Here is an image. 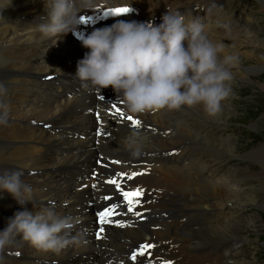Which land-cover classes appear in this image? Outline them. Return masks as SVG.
<instances>
[{
  "label": "bare ground",
  "instance_id": "bare-ground-1",
  "mask_svg": "<svg viewBox=\"0 0 264 264\" xmlns=\"http://www.w3.org/2000/svg\"><path fill=\"white\" fill-rule=\"evenodd\" d=\"M259 1L264 6V0ZM212 3L215 4L212 8L213 12L217 11L220 14L223 10L221 9L222 0H96L95 7L96 10H100V15H104L105 9L115 7L130 9L123 14L112 13L109 20L98 26L101 27L111 24L115 19L152 20L158 23L160 15L165 10L178 11L187 20L193 13H199L204 9L208 11ZM43 12L44 0H0V83L6 86L7 91L9 84L5 82V79L16 81L12 92H6L0 97V102L8 110L6 123L0 124V172L19 170L21 180L32 187L31 202H25L24 205L17 204L6 192L0 196V229L5 226L6 218L16 210L26 208L35 212L47 206L54 207L59 215H71L75 218V224L69 230L70 242L59 251L35 248L17 236L12 244L0 249V262L4 264H29L30 262L34 264H105L107 260H110V264H161V261H171V264H234L232 258L227 256L230 254L231 242L226 240L209 244L197 237L198 233L208 228L227 231V226L231 225V222H225L226 218H222L224 222L221 221L222 223L212 226L214 224L208 222L213 221L215 216L207 217L210 211L225 205L226 186L214 185L213 191L207 194L204 202L192 200L194 191L198 193L200 190L195 189L194 186L190 187L192 186L191 175L202 172L206 166L202 163L204 156L199 157V166L195 162V148L196 146L204 148L209 139L205 136L203 138L193 136L203 142V144L196 143V139L191 137V132L187 129L188 122H185L189 118H184L181 113H175L174 116L168 109L130 113L122 100L118 104L106 100L109 93L113 91L103 94L82 92L68 96L65 84L68 80L75 79L68 73L75 72V55L81 45L80 42L71 38L69 33L58 39L44 36L38 29V25L44 22ZM214 24L207 29V26L201 23L204 31L210 30L206 35L209 39L213 38L211 41L214 44L219 39L228 44L230 42L232 45L238 44L236 40L240 38L238 31L231 30L232 28L228 25L215 30ZM13 28L20 29L18 32L21 37L17 40H14L17 32ZM3 39L9 42H3ZM230 39L231 41H228ZM16 43L22 44L16 46ZM31 43L35 44L37 49L34 46L29 47ZM233 48L236 49V46ZM219 55L221 57L237 56L235 65L240 66L238 62L241 53L221 48ZM36 56H39V59H31ZM68 57H71V61L66 59ZM248 57L252 62L258 63L260 69H264V51L258 58L252 57L251 54ZM249 72L251 74L248 71L244 74L246 81H250V75H254L251 69ZM50 76H55V79L46 81L45 79ZM72 83L76 84L75 81ZM35 89L40 91L37 92ZM107 89H111V86ZM18 93L25 94L23 98L30 103L29 107L22 108L23 104L13 102L12 98ZM45 100H48L49 110L39 111L44 109ZM221 104L223 106L226 103ZM116 108H119L124 117L132 116L139 121L138 127L141 129L138 132L142 135L143 141L140 152L136 156L131 155L124 144L125 138L133 132L125 123L130 121L117 115ZM185 108L188 107L184 106L181 109ZM191 108L197 113L193 112L196 116H200L199 122L196 123L210 126L211 122L219 120L217 116H220L221 111L215 116H209L200 105H194ZM19 109L21 111H16ZM192 120L196 119H191V122ZM167 122H177L175 129H172ZM87 128L90 129L87 130ZM3 138L6 142L1 141ZM227 140L228 137L224 139L228 142ZM29 142L32 145H28ZM222 142L217 146L222 145ZM224 146L222 145V148ZM94 148L98 151H92ZM249 153L256 159L261 158L260 156L264 155V144H259L255 149L251 148ZM8 155L16 157L18 164L12 165L6 159ZM198 156L196 155V158ZM100 158H105L106 163L99 164L97 159ZM116 161L119 163H115ZM258 163L261 170L251 171L249 168L241 167L239 177L242 175L244 178L242 181L249 177L253 183L257 182V185L263 188L264 160L261 158ZM211 169L217 171L219 166L215 165ZM91 171L95 172L92 181L80 180ZM133 172L140 174L129 180L127 177ZM117 173H125V175L117 176ZM113 178H116L120 189L125 191L143 189V194L132 198V212L128 211V206L124 207L126 215L121 218L120 223H125L128 228H104V238L94 240L90 237L89 231H80L83 225L90 227L89 220L93 218L91 210L95 207V202L91 197L103 193L102 197H105L104 194L113 196L112 199L119 197L125 204L127 203L120 189L107 182ZM92 182L101 183L104 187L102 189L91 187ZM252 189L255 187L236 188L233 192L238 197L244 196V193L250 197ZM204 192L206 190L203 194ZM90 200L94 205L87 204ZM137 200L138 203L135 202ZM190 201L193 203L188 211L181 208L183 204ZM42 203L44 206L39 207ZM62 204H67V208L61 207ZM136 212L140 213V217H134ZM170 219L179 220L182 227L194 228V231L202 230L189 234L186 239L173 237L169 226ZM218 225L222 226L218 228ZM174 228L177 229V225ZM73 237L75 239H72ZM149 244L153 247L144 248L143 255L137 254L141 258L136 263L128 260L133 250L137 251L142 245Z\"/></svg>",
  "mask_w": 264,
  "mask_h": 264
},
{
  "label": "clouds",
  "instance_id": "clouds-1",
  "mask_svg": "<svg viewBox=\"0 0 264 264\" xmlns=\"http://www.w3.org/2000/svg\"><path fill=\"white\" fill-rule=\"evenodd\" d=\"M95 6L96 0H44V22L38 25L46 37L58 39L72 32L87 49L74 73L85 86L99 93L111 86L133 114L194 105L209 116L220 111V102L231 91L227 82L233 79L230 68L238 57H221V48L207 37L197 19L186 22L180 12L165 10L158 23L115 19L87 33L78 31L82 12ZM214 7L212 3L208 11ZM5 93L6 86L0 83V97ZM7 116V107L0 102V124L6 123ZM142 141V135L133 131L124 144L136 156ZM4 192L19 205L32 199V187L21 180L19 170L0 172V193ZM74 224V217L59 215L52 206L35 212L16 210L0 229V249L19 236L35 248L59 251L70 242Z\"/></svg>",
  "mask_w": 264,
  "mask_h": 264
},
{
  "label": "rangeland",
  "instance_id": "rangeland-1",
  "mask_svg": "<svg viewBox=\"0 0 264 264\" xmlns=\"http://www.w3.org/2000/svg\"><path fill=\"white\" fill-rule=\"evenodd\" d=\"M222 3L223 7H221V9L223 8V10L220 12V14L217 11L213 12L212 10V12H208L206 9H204L199 13H196L197 15L193 13L191 16L192 18L194 17L195 19H197L203 25H206L207 29L214 23V25H216L214 27L215 30L217 28H225V25H228L229 28H232L231 30L235 32L238 31L237 34H239L240 37L236 39L238 41V46L236 44L232 45V42L228 44V42H223L220 39L216 41V45H219L220 48L235 50L237 53L242 54L239 56L238 63L240 66L234 65L230 68V71L233 74V79L227 82V85L230 87L231 91L228 97L221 101V103L223 102L226 104H224L223 106L221 104V113L220 116H217L219 117V120L217 119L218 122H211L212 125L210 126H203L199 123H196L199 122L198 119H200V116H196L197 113L191 107H188L189 109L185 108L184 110H182L181 108L178 110H170V113L174 116L175 113H181L184 118H189L185 122H188L187 129H189V132H191V137L194 140L196 139V143H201L202 141H199V138H194L193 136H199L201 138L205 136L206 139H209L204 148H198L199 146H196L195 148V154L197 156L199 155L197 158L196 155L194 156L196 159L195 162H197L199 166V157L204 156L202 163L206 166L204 167V170L202 172L199 171L196 175H191L192 177L190 178V182L192 186L190 187L193 188L194 186L195 189L198 188L200 190L198 193L194 191L192 200L195 202H204L207 194L213 191L214 185L216 187L226 186L227 188V190H225L226 196L224 197L225 205L216 207V209H214L215 212L210 211L208 213L209 215L207 214V217L210 218L215 216V218H213V221L208 222L214 224L212 226H216L217 224L222 223L221 221L224 222V219L222 218H226L225 222H231V225L228 224L229 226H227V231L223 229L220 230L215 228H208L207 230L198 233L197 237L202 241H207L209 244H215L219 241L224 242L226 240L231 242V245L229 247L231 248L230 254L227 256L232 258V262L234 264H264V187L261 188L259 185H257V182L253 183V180L249 177H247L245 181H242L244 180L242 175L239 177V175L241 174V167L249 168V170L251 171L259 169L261 170V166L258 163V160H261V158L264 160V155H261V158L257 157V160L252 156V154H248L251 148L255 149L259 144H264V69H260L258 67V63L252 62V60H250V58L248 57L251 54L252 57L258 58L261 55V52L264 51V6L260 4L259 0H222ZM233 20H235V22ZM13 30L17 32L14 40L19 39L21 37L20 32H18L20 31V29L13 28ZM204 32L205 34H209L210 30ZM9 33L10 32H8V34ZM211 39L213 38H210V40ZM228 41H231V39ZM3 42L8 43L9 41L3 39ZM21 44L22 43H16V46H19ZM33 46L35 48V44L31 43L29 47ZM233 46H236V49H234ZM257 49L260 50L255 52ZM34 58L39 59V56L32 57L31 59ZM249 69H251L254 75H250L251 72H249ZM247 71L248 73H250V81L244 80V74ZM5 82L9 84V89L6 92L11 93L12 89H14L16 85V81H14V79H5ZM35 90L37 92L40 91L39 89ZM24 96L25 94L18 93V95L12 98V100L14 103L23 104L22 108H27L30 106V103L24 100ZM25 98L28 99L27 97ZM45 102L46 103L43 107L44 109H40L39 111L49 110V108L47 107L49 105L48 100H45ZM16 111H21V109ZM193 112H195L196 114ZM191 119L196 120H192L191 122ZM167 124L172 129H175L177 122H167ZM227 137L228 142L224 141V139ZM221 140L224 142H222ZM1 141L6 142V139L3 138ZM220 142L223 143L222 145H225L223 148L222 145L217 146V144ZM30 144L31 142L28 143V145ZM228 146H230L231 148H226ZM200 149L202 151H200ZM92 151H98V149L94 148L92 149ZM198 151L199 153H197ZM246 152L247 154L245 155ZM191 154L193 155L194 152L192 151ZM8 156H6V159L12 165L18 164V160L16 157L10 155ZM97 162L99 164H105L106 160L105 158H100L97 159ZM215 165L219 166V169L217 171L211 169ZM92 172L95 174L94 171ZM94 177L89 178V181H92ZM238 177L239 180L237 181ZM82 178L83 177H81L80 180ZM252 186L253 188L255 187V189H252V193L251 195H249L250 197H248V194L245 193L244 196L238 197L235 196L236 194L233 192V190H235L236 188L247 189ZM94 187H99L100 189H102L104 186L101 183H97V185H95ZM204 190H206V192H204V194H206L205 196H203ZM2 194L3 193H0V196H2ZM102 195L103 193L91 197V199L95 202V207L93 209L98 207L97 204L100 202V198H102ZM194 196L197 197V199H195ZM193 201L186 202V204H183L181 208L185 211H188L189 207L191 208ZM7 202L10 203V200L7 199ZM40 206H44L43 203L39 205V207ZM61 207L67 208V204H62ZM176 225L177 229L174 228ZM169 226L173 232V237L179 239H186L189 234L202 230L198 229L194 231V228L182 227L179 220L177 219H170ZM221 226L222 225H218L217 227L219 228ZM227 256H225V258ZM227 261L231 263L230 260ZM0 264L4 263L1 261ZM29 264H34V262H30Z\"/></svg>",
  "mask_w": 264,
  "mask_h": 264
},
{
  "label": "snow or ice",
  "instance_id": "snow-or-ice-1",
  "mask_svg": "<svg viewBox=\"0 0 264 264\" xmlns=\"http://www.w3.org/2000/svg\"><path fill=\"white\" fill-rule=\"evenodd\" d=\"M107 11L111 12L113 14H123V13L129 12L130 9L127 8V7H115V8L107 9ZM84 19H85V17L82 15L81 21H83ZM116 114L124 117V114L120 112L119 108H116ZM124 118H126L128 121H130L133 126H139V121L137 119H134L132 116H127V117H124ZM115 163H119V161H116ZM138 174H140V173L133 172L127 178L129 180H131L134 176H136ZM124 175H125V173H117V176H124ZM107 182L110 183V184L116 185L117 189H120V185H119V183H117L116 178H113V179H111V180H109ZM120 191H121V195L123 196L124 200L129 205L128 206V211L132 212L133 211V207H132L133 199L132 198L142 195L143 194V189H136L135 191H125V190L120 189ZM104 199L107 200L108 197H104ZM135 202L138 203L139 201L137 200ZM115 207H116L115 205H111L110 207H104L102 210L98 211L96 213L97 223H100V224L107 223L108 221L105 218L114 214L113 209ZM135 214L137 216L140 215L139 212H136ZM116 223L120 227H124V224L120 223L119 221H116ZM95 233H96V238L97 239L102 238V235L104 233V228L101 227V228L95 229ZM151 247H153V245H150V244L149 245H142L140 249H138L137 251H134L132 253V257L131 258L133 260H135L136 257H137V254L143 255L144 248H151ZM161 264H171V261H161Z\"/></svg>",
  "mask_w": 264,
  "mask_h": 264
}]
</instances>
